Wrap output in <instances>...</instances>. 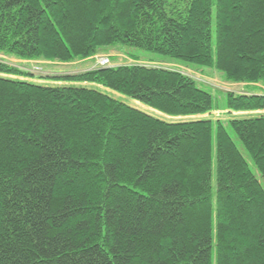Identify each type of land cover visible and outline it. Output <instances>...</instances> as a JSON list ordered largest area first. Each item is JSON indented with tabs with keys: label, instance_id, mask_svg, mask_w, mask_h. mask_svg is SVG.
Segmentation results:
<instances>
[{
	"label": "trees",
	"instance_id": "trees-1",
	"mask_svg": "<svg viewBox=\"0 0 264 264\" xmlns=\"http://www.w3.org/2000/svg\"><path fill=\"white\" fill-rule=\"evenodd\" d=\"M116 45L245 91H222L230 118H202L214 94L177 68L6 61ZM0 54V264H264V0H0Z\"/></svg>",
	"mask_w": 264,
	"mask_h": 264
},
{
	"label": "rangeland",
	"instance_id": "rangeland-1",
	"mask_svg": "<svg viewBox=\"0 0 264 264\" xmlns=\"http://www.w3.org/2000/svg\"><path fill=\"white\" fill-rule=\"evenodd\" d=\"M211 33L214 41L215 37V7L213 6L212 8V15H211ZM113 50L101 53L98 56L94 57V60L92 63H94L96 66L100 62V57L107 58L109 60L108 66H114V65H119V64H128V63H134V62H140L141 64L146 63V64H163L168 67L172 68H177L183 71L184 73L190 75L192 78H195L198 82H200L203 87L207 90L212 91L214 94V99L216 102V105L219 107V109L214 110L211 113L201 115L200 117L202 118H210V119H228L230 118V114L227 110L224 109V97L222 96V91H234L237 93H241L245 91V85L240 84V83H231L227 82L224 80L223 76L221 73L217 72L215 69L212 68H204V67H199L196 65H191V64H186L182 63L179 61H169V60H164L162 56L154 55L142 50L138 49H133L130 47H126L123 45H116ZM131 53L141 55L142 60L140 61H134L133 59L129 58V55ZM0 57L1 54H0ZM151 58L154 59L155 61H146V58ZM7 62L12 63L14 66L15 65H22V69H27L28 71H32V73L35 74V77L45 75V74H52V73H76L80 72L83 70L77 71V69L83 68L84 65L81 64V60H76L73 62L69 63H60V62H53V61H44V60H36V61H23V60H18L15 58H6ZM168 59V58H165ZM101 66V65H100ZM88 70V69H87ZM33 81L38 82V83H57L56 81H49V80H43V79H38L35 78ZM102 91H106L109 93H113L116 96H118L121 100L124 102H127L133 106H136L144 111H147L149 113H154L159 117L169 119V120H181V117H167L162 114H159V112L154 111L153 109L146 107L135 100H132L128 96L125 95H118L109 89H106L104 87L98 86ZM154 111V112H153ZM254 114V112L251 113H241V114H236L237 116H246ZM187 118H199V116H194V117H184V119ZM239 144V143H238ZM264 185V180L262 181ZM212 184H213V193L216 191V182H215V172H214V166H213V176H212Z\"/></svg>",
	"mask_w": 264,
	"mask_h": 264
},
{
	"label": "crops",
	"instance_id": "crops-1",
	"mask_svg": "<svg viewBox=\"0 0 264 264\" xmlns=\"http://www.w3.org/2000/svg\"><path fill=\"white\" fill-rule=\"evenodd\" d=\"M93 62V60H91V59H88V60H83L82 62H81V64L82 65H84V67L83 68H80V69H77V71H79V70H87V69H92V68H94L96 65L94 64V63H92Z\"/></svg>",
	"mask_w": 264,
	"mask_h": 264
},
{
	"label": "built area",
	"instance_id": "built-area-1",
	"mask_svg": "<svg viewBox=\"0 0 264 264\" xmlns=\"http://www.w3.org/2000/svg\"><path fill=\"white\" fill-rule=\"evenodd\" d=\"M109 60L107 58L100 57V62L97 65L108 66Z\"/></svg>",
	"mask_w": 264,
	"mask_h": 264
}]
</instances>
